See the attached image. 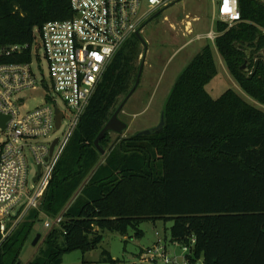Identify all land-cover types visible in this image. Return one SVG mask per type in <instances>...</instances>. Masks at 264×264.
Segmentation results:
<instances>
[{"label": "trees", "instance_id": "obj_1", "mask_svg": "<svg viewBox=\"0 0 264 264\" xmlns=\"http://www.w3.org/2000/svg\"><path fill=\"white\" fill-rule=\"evenodd\" d=\"M239 10L242 22L234 28L216 24L214 45L244 93L264 106V59L257 57L264 52V2L239 0ZM72 16L70 0H0V48L32 44L37 28ZM140 45L134 36L111 62L40 209L6 240L0 233V264H22L42 214L63 220L28 264H62L66 254L96 250L104 232L142 237L140 226L159 220L173 222L171 242L190 248L189 264H264V112L231 90L211 98L206 86L218 74L211 45L173 85L163 132L120 138L112 156L97 161L102 155L94 141L137 80ZM110 135L100 142L105 150Z\"/></svg>", "mask_w": 264, "mask_h": 264}, {"label": "built area", "instance_id": "obj_2", "mask_svg": "<svg viewBox=\"0 0 264 264\" xmlns=\"http://www.w3.org/2000/svg\"><path fill=\"white\" fill-rule=\"evenodd\" d=\"M73 16L70 20L45 24L34 31L32 44L2 46L0 48V233L3 240L22 223L31 210H39L59 157L88 110L96 89L117 53L142 31L146 22L159 15L162 9L179 0H70ZM215 8V7H214ZM215 12V9H214ZM214 24L225 23L228 29L242 22L239 0H220ZM218 33L207 36L215 42ZM201 37H198L200 40ZM43 50L49 81L44 74L37 78L34 60ZM37 54V56L35 55ZM8 60H21L9 62ZM45 89V104L28 110L25 91ZM65 105L63 111L57 99ZM60 111V129L56 114ZM67 130L52 142L54 133ZM58 141L52 158L50 149ZM48 161H46V159ZM29 159L41 168L38 182L29 177ZM63 217L46 222L51 230L59 227ZM185 256L189 247H180ZM144 259L149 263L189 264L184 259L170 257L160 242L152 247ZM196 264H202L197 262Z\"/></svg>", "mask_w": 264, "mask_h": 264}, {"label": "rangeland", "instance_id": "obj_3", "mask_svg": "<svg viewBox=\"0 0 264 264\" xmlns=\"http://www.w3.org/2000/svg\"><path fill=\"white\" fill-rule=\"evenodd\" d=\"M219 1L179 0L162 9L158 17L156 16L145 23L141 34L147 41L148 50L143 74L137 91L131 96L119 115V119L126 123L129 128L122 136L111 133L106 155L99 157L97 160L101 165L105 162V159L112 156L110 154L118 139L129 138V136L154 129L160 125L164 104L177 78L181 75L183 69L199 54L200 49L206 45H211L218 69L217 77L206 86L211 98L216 101L224 93L231 90L237 93L247 104L264 112V106L255 100L253 101L234 80L219 51L215 48V42L207 39L211 31L217 34V26L213 20ZM199 36L201 37L200 40H198ZM139 50L142 55L135 63L138 68L144 55L142 45H140ZM37 54L40 58L34 60L33 70L39 80L42 79V74H44L47 81H49L43 50L39 48ZM37 54L35 53L36 56ZM49 94L50 92L45 89L25 91L22 97L26 99V109L33 110L45 104L44 98ZM57 105L63 111L65 110V105L59 98L57 99ZM66 123L67 121L64 122L63 128L54 133L46 142H52L53 139L61 136L67 130ZM29 163L30 186H33V179L38 170L32 159H29ZM41 217L42 219L35 224L32 236L22 251V264H28L39 255V250L44 247L42 246L44 235L48 232L45 223L52 222V219L45 217L43 214ZM172 225L171 220L166 222L159 220L155 223L145 222L140 226V231L143 232L142 237H138L133 230L129 231L126 237L118 233L104 232V240L96 250H92L85 255L80 251L66 254L62 264H152L146 262L144 254H147L159 242L162 247H165L170 257H177L181 262L185 254L180 246L171 242L170 228ZM37 235H42V239L36 246H33ZM105 251L110 254L114 263L106 260L107 258L103 255ZM154 264H162V262L157 260Z\"/></svg>", "mask_w": 264, "mask_h": 264}, {"label": "water", "instance_id": "obj_4", "mask_svg": "<svg viewBox=\"0 0 264 264\" xmlns=\"http://www.w3.org/2000/svg\"><path fill=\"white\" fill-rule=\"evenodd\" d=\"M263 2H264V0H263ZM141 32L142 31H138L135 34L136 37L141 42V45H142V47L144 49V55H143V58H142L141 65L139 67V74H138L137 80H136L134 86L132 87V90L128 94V96L118 106V109L116 110V112L113 114V116L111 117L109 122L105 125V128L100 132V134L97 136V138L94 141L95 147L97 148V150L99 151V153L102 156L106 155V150L103 148V146H102V144H100V142L106 137V135L107 134H111L113 132V133H116V134L122 136L124 134V132L127 131L128 128H129V126L126 123L122 122L119 119V115H120V113H122L123 109L125 108L124 106L126 105L128 100L137 91V88H138V86L140 84L141 77H142V74H143V67L145 65V60H146V57H147L148 44H147L146 39H144L143 35L141 34ZM257 57H260V58L264 59V52L260 53ZM242 68H243L244 71L248 70L246 65H244ZM62 117L63 116H62L61 112L57 111V114H56V127H57V130L60 129V124H61ZM4 121H5V119L0 118V122H1L2 128H4ZM159 124L160 125L158 127L154 128V129H150V130L138 133V136L143 137V136L150 135L151 133L159 134V133L163 132L164 127H165L164 116L161 117V121H160ZM57 143H58V141L56 140L52 144V147L50 149L49 158L53 157V154L55 152V148L57 146ZM49 158H47L46 161H48ZM41 168L42 167H39V169H38V175L34 179L35 182H38V179H39V177L41 175ZM41 239H42V235H37L35 240H34V242H33V246H36L40 242Z\"/></svg>", "mask_w": 264, "mask_h": 264}]
</instances>
